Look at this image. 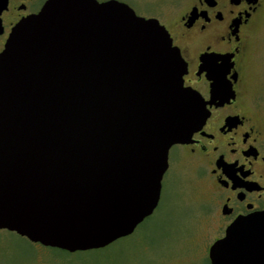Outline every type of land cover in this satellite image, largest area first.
Returning <instances> with one entry per match:
<instances>
[{
  "label": "water",
  "instance_id": "95a60500",
  "mask_svg": "<svg viewBox=\"0 0 264 264\" xmlns=\"http://www.w3.org/2000/svg\"><path fill=\"white\" fill-rule=\"evenodd\" d=\"M212 97L233 91V62ZM155 18L118 0H48L0 54V229L69 252L132 235L160 204L171 148L210 111ZM212 264H264V213L236 220Z\"/></svg>",
  "mask_w": 264,
  "mask_h": 264
},
{
  "label": "flooded vegetation",
  "instance_id": "af4514ba",
  "mask_svg": "<svg viewBox=\"0 0 264 264\" xmlns=\"http://www.w3.org/2000/svg\"><path fill=\"white\" fill-rule=\"evenodd\" d=\"M48 0H0V54L15 26L37 14ZM99 2L109 0H98ZM166 27L188 65L185 86L204 97L210 114L178 155L200 170L212 189L220 236L238 219L264 213V114L246 91L247 57L254 31L264 22V0H118ZM138 1L150 10L139 12ZM223 55L233 66L227 75L231 95L212 97V71ZM258 99V98H257ZM170 150V152H171ZM169 154V165H170ZM212 243L208 249L214 244ZM212 264L210 255L206 257ZM0 264L2 258L0 254Z\"/></svg>",
  "mask_w": 264,
  "mask_h": 264
},
{
  "label": "rangeland",
  "instance_id": "374dc122",
  "mask_svg": "<svg viewBox=\"0 0 264 264\" xmlns=\"http://www.w3.org/2000/svg\"><path fill=\"white\" fill-rule=\"evenodd\" d=\"M136 7L140 13L150 10L144 1ZM250 47L246 91L254 104L261 103L264 114V22L254 31ZM170 153L160 204L132 235L103 248L69 252L0 229L2 263L209 264L208 247L220 236L211 186L194 163L177 150Z\"/></svg>",
  "mask_w": 264,
  "mask_h": 264
}]
</instances>
